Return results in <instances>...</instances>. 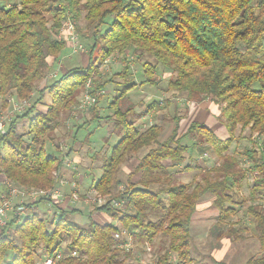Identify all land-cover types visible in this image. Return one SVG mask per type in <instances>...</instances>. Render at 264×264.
I'll list each match as a JSON object with an SVG mask.
<instances>
[{
    "label": "trees",
    "instance_id": "1",
    "mask_svg": "<svg viewBox=\"0 0 264 264\" xmlns=\"http://www.w3.org/2000/svg\"><path fill=\"white\" fill-rule=\"evenodd\" d=\"M69 14L86 22L82 36L90 40L89 60L57 77L51 72L68 46L60 32ZM114 53L123 54L126 62L104 78L100 64ZM131 60L141 63L144 80H130ZM161 68L168 70L174 99H209L222 107L217 118L227 129L225 139L196 120L180 133L190 106L182 113L170 97L154 99L144 112L172 104V116L145 128L136 125L139 114L127 94L138 86L156 85ZM89 80L97 100L90 107L92 118L79 128L103 119L112 123L110 136L120 138L105 156L101 175L90 177L82 195L93 187L113 197L93 206L85 223L73 217L83 214L78 205L69 208L45 198H26L25 211L18 212L19 199L14 200L0 227V264L9 253L8 264H39L42 255L45 264L59 252L51 264H198L190 248L191 225L200 200L208 194L218 210L212 232L238 240L250 228L261 254L247 263L264 264V197L256 199L263 186L250 187L248 198L241 195L248 177L244 159L264 173V0H17L0 5V109L27 102L0 137V172L16 186L49 188L59 179L54 171L61 176L68 169L60 138L72 134L71 145L64 141L72 157L79 138L70 121ZM108 86L114 92L107 100L113 112L101 117L98 106ZM41 104L46 111L39 109ZM25 119L28 125L21 129ZM167 121L171 130L161 139ZM243 139L251 146L233 147ZM205 153L216 157V165L206 167L199 159V154L207 159ZM132 160L126 172L123 165ZM186 172L197 174L185 182L180 175ZM113 198L124 199V207L112 204ZM242 206L250 225L232 221ZM103 215L110 220H98ZM157 238L154 261H128L135 248L145 252ZM129 239L131 246L123 247Z\"/></svg>",
    "mask_w": 264,
    "mask_h": 264
},
{
    "label": "rangeland",
    "instance_id": "2",
    "mask_svg": "<svg viewBox=\"0 0 264 264\" xmlns=\"http://www.w3.org/2000/svg\"><path fill=\"white\" fill-rule=\"evenodd\" d=\"M17 2V0H0V5H11L13 3ZM77 23V32L79 34V39L82 42V44L84 45V49H86L85 51L81 52L78 50H75L73 47H71V44H69L64 51L61 52L60 58L61 60L58 61L56 67L53 69V71L51 72V74H53L54 72H56V76L58 77L62 71L67 70L69 68L72 67H77V66H82L88 63L89 60V55H88V51H89V46H90V40L87 38H84L82 36V32H85V20L83 19V17H80L79 20H76ZM59 58V59H60ZM146 58V57H145ZM133 61V60H131ZM126 60H124L123 54L120 53H114L112 55H110L107 58V61H104L100 64V73L103 75V77H107L108 75L110 76V74H112V72L114 71H119L125 64ZM133 66H132V71L134 70V73L132 72L131 76H130V80H134L136 82H140L142 80H144L146 77L143 73V67L140 65L141 63L137 64L134 61L132 62ZM168 70L166 69H162L158 71V75H159V80L157 81L156 85H152V83H148L144 86H138L136 89H134V91L132 92V94L137 98H147L146 102L143 101V103H148L151 104L152 101L155 99L159 102L165 101L168 97H170L172 99V101H175L174 103L177 102V104H179V108L178 110H180V112L185 113V109L186 107H189V103L186 102V100H184V98L181 97H175V99L171 96L172 93L168 90V74H167ZM56 76H53L52 79L56 78ZM51 77V76H50ZM99 76H97L96 78H98ZM104 77V78H105ZM111 86H108L107 89L105 88V90H103V95L102 98L99 102V114H105V112L109 111L111 113V110H108V102L107 100H109L112 96H113V91L111 89ZM136 93L141 94L140 96H137ZM37 96V95H36ZM133 96V97H134ZM210 104V103H209ZM211 106H215L218 107V110L221 111L220 109H222V107L219 108V106L214 105V103L211 102L210 104ZM141 107H143V105H141ZM39 108H41V106H39ZM174 110H175V105H169L167 108L165 109H155L152 111V121L148 120L149 122L152 123H156V122H162L163 118L165 116L169 117L172 116L174 114ZM93 116V112H92V108H89L88 110L85 111H77V115L73 114L71 118L72 121V132H74L75 129H77V135H78V142L76 141L74 144V148H77L73 151L72 156L75 158V164H76V169L77 170H73V174H78V173H84L86 172V176L91 173L92 177L96 178L98 176H100L101 172L103 171L101 168H103V163H104V159L105 156L110 155L112 147L117 143V139L118 137L115 135V137H112L110 139V132H111V122H108L107 120H103L100 119L99 122L95 121L90 123L89 125H85L82 128H79V126L81 124L84 123V120H89L90 118H92ZM219 116V114H218ZM70 118V119H71ZM75 123V124H74ZM28 125V120H21L20 122V128H24L26 127L25 125ZM109 125L108 127L106 125ZM164 131L162 133V135L160 136L161 139H164L169 131H170V127L172 126L171 121H167L166 123H164ZM67 128L62 129L61 132L66 131ZM90 129L92 130V134L90 135V137L87 135L88 131H90ZM106 131L109 133H106ZM64 133V132H63ZM248 131L246 132V135H248ZM109 137V138H108ZM64 138V139H63ZM110 139V142H109ZM60 140L66 141L69 145H71L72 143V134L69 135V137H63L60 138ZM186 142L191 143L192 141L187 140ZM251 146V141L249 140H241L239 143L234 144L233 147L236 149H242V148H247ZM191 150H198L195 146H190ZM50 148V147H49ZM144 152L141 151L140 154H142ZM95 153H97L96 157L94 156ZM210 154V153H209ZM200 156V157H199ZM199 159L202 160V162H205L206 167H212L214 165H216V157L212 156L210 154V157L206 158H202L201 156H203V154H199ZM206 157V156H204ZM133 161H129L128 165H126L127 163H125L123 166L126 167V169L124 168V170H126V172H130L131 167L133 166ZM242 164L246 167L247 171H246V175L248 176L247 179H245V183L243 180V184H244V188H242V197L248 198L249 194L251 193L250 191V187L254 186L255 184L258 186H263L261 192L258 193V196L256 197V199H259L261 197H264V182L259 181L261 178H264V173H260L258 170H255L253 167V163L247 159H244L242 161ZM69 172H71L72 170L68 167ZM126 174V173H124ZM123 174V175H124ZM194 174L197 173H189L187 174V178H182L181 180L185 181V182H189L192 181L194 178ZM199 175V174H198ZM85 176V175H84ZM83 176V177H84ZM91 177V178H92ZM124 178H126V175L123 176ZM90 178V177H89ZM90 181H88L87 183H83V187H80L79 191L81 192V202H78L79 204V209L83 212H85L86 214L93 209V205H90L89 203L84 202V195H82V193L84 192L85 188H87V186L89 185ZM71 192L69 190H67L66 195L70 196ZM92 194V193H90ZM210 195V194H208ZM205 196L204 201H205V208H209L211 207L210 211H209V215L210 218H208L209 220H204L201 221L200 219H197V216L200 217L201 215H197L195 214V223L192 225L191 231H192V246L191 248V253L192 256L195 258V261L198 264H213V259H212V239H213V232L211 230V224H212V213L214 211V208L212 207V196L208 197ZM66 201H69L70 205L72 207L74 206V201L72 199H66ZM82 203V204H80ZM85 203V204H84ZM77 204V203H76ZM245 206L242 207H238V211L236 213V215H234L232 218V221L239 219L242 222V225L246 226V225H250L251 223V218L249 215L245 214V212L243 211ZM204 208V209H205ZM45 209V208H44ZM46 211V210H45ZM206 213V212H205ZM47 213H42L43 216H47ZM84 214V213H83ZM83 214L80 216L78 215H74L73 217L78 220L79 222L85 223L87 221L86 218V214L83 216ZM202 214V213H200ZM59 215V214H57ZM72 218V217H71ZM98 220L99 218L103 221L105 220H110L109 217H104V216H99L97 217ZM214 218V217H213ZM248 233L253 234L251 229L249 228ZM251 237H254L253 235ZM160 238H157L155 245L152 244H147L146 245V251L145 252H141L138 249L135 248V250L133 251L134 256L133 257H129L128 261L131 263H135V259H140L142 262H152L156 259L155 257V248L159 246V241ZM249 251L251 252L252 249V245L249 246ZM150 248V249H149ZM39 253L41 254V251H39ZM43 256V255H42ZM42 256L39 259V264L42 263ZM8 259H10V253L8 255L5 256L4 260L1 262V264H8Z\"/></svg>",
    "mask_w": 264,
    "mask_h": 264
},
{
    "label": "built area",
    "instance_id": "3",
    "mask_svg": "<svg viewBox=\"0 0 264 264\" xmlns=\"http://www.w3.org/2000/svg\"><path fill=\"white\" fill-rule=\"evenodd\" d=\"M76 25V20L69 14L67 16V19L62 24L60 38H67V41H71L73 43L72 47L75 50H83L84 46L79 39ZM92 85L93 84L91 80L86 83V89L83 91V94L80 98L77 111L79 110L82 112L88 110L96 103L97 97L90 91ZM26 104L27 102H17L14 103L9 110L4 111L0 109V137L7 132L9 122L16 116L17 113H21L24 110ZM77 111L74 113L75 115H77ZM256 136L257 138H259L258 134H256ZM68 148V144L62 141L60 146L61 158L67 167H69L70 169H75L76 165L74 159L71 157V155L68 154ZM204 156L209 157V154L205 153ZM54 175L59 178L54 186L49 188L27 189L24 187L16 186L7 176L0 172V188L2 187L4 189V191H0V227L6 224L7 213L14 208V200L16 199H19V205L17 207L18 212L25 211L23 202L26 198L30 199V201H36L37 199L45 198L48 201L60 204H62V202H66V199L68 200L69 198L72 199L74 203L81 202V192L79 191L80 189L78 187V184L75 181L69 180L65 175L60 176L59 172L56 170L54 171ZM67 190L71 192L70 196L66 195ZM84 197V202L89 203L93 206H101L102 204L107 203V201L113 196L102 195L101 193H99V191L92 187L84 194ZM111 202L116 207L123 208L125 200L120 198H113ZM117 236L120 235L117 234ZM129 236H131V233H129ZM131 244L132 241L129 239L126 243L122 244V246L129 248ZM60 256L61 253L59 252L56 257H47L44 263L51 264L55 261L56 258Z\"/></svg>",
    "mask_w": 264,
    "mask_h": 264
},
{
    "label": "crops",
    "instance_id": "4",
    "mask_svg": "<svg viewBox=\"0 0 264 264\" xmlns=\"http://www.w3.org/2000/svg\"><path fill=\"white\" fill-rule=\"evenodd\" d=\"M65 38H66V35H65ZM67 44L68 45L71 44V47H72L73 43L71 41H67ZM85 50L86 49H83V50L79 49L78 51L83 52ZM59 60H61V58ZM133 91L134 90L129 91L127 96L129 98L130 103H132L135 106L136 112L139 114V116L137 115L138 118L135 120L136 125H138V127H140V128L148 127L152 124V122L148 121V120L152 121V110L149 112H144L149 107V104L143 103V101L146 102L148 97L143 98V99L140 97V98L136 99V97L132 94ZM136 95L140 96L141 94L136 93ZM209 103L211 104V101L209 99L205 100L203 102H200V103H197V102L189 103L190 107H189L188 114L181 121V124H180V133H183L184 131H186L189 124L192 121L196 120V121L204 122L220 138L225 139L228 136L227 129L220 122V120L217 118L218 114L220 113V111L218 110V107L211 106ZM141 105H143V107H141ZM214 105H216V104H214ZM39 106H41V108H39L40 110H42V111L47 110V106L42 105V104ZM108 110H111V113L113 112V110L111 108H109ZM111 113L109 111H107V112H105V114H100V115H101V117H105L106 115H109ZM95 121L98 122L97 119L94 120L93 122H95ZM106 126L108 127L109 125H106ZM170 130H171V127H170ZM106 133H108V132L106 131ZM115 135L118 137V139L116 140V141H118L120 137L117 134H112L110 136V139L112 137H115ZM110 139H109V142H110ZM72 158L75 161V158L73 156H72ZM126 165H128V163ZM133 165H134V162H133ZM123 168L126 169V167H123ZM74 170H77V169L75 168ZM72 172H73V170L71 172H69V169H65L62 171V174L65 175L69 180H72V179L77 180L78 187L80 185H81L80 187H83V183H87L88 181H90V184H91L92 179H90L89 177H91L93 173H91L90 175L88 174L86 176V172L78 173L76 175L73 174ZM187 174H189V172H186V173L180 175V177L181 178H184V177L187 178L186 177ZM205 196H207V195H205ZM205 196L200 200V202L198 204V208H197V211L195 214L201 215V216L200 217L197 216L196 221L198 219H200L201 221H204V220L206 221V220H209L208 218H210L211 214L209 215V211H210L211 207H209V208L204 207L205 206V204H204L205 203V201H204ZM209 196H212V195H208V197ZM212 199H213V196H212ZM63 205H65L66 207H69V208L72 207L70 205L69 201H66L64 203L62 202V206ZM75 205L79 206V204H76V203L74 204V206ZM212 207L214 208V211L212 213L211 227L216 220V218H215L216 215L218 214V210L213 205H212ZM83 211H85V210H83ZM82 213H84L83 216L86 214L85 212H82ZM200 213H202V214H200ZM195 214L193 217L192 225L196 222L195 221ZM75 215H78V213H76ZM103 216L106 217L105 215H103ZM192 225H191V228H192ZM243 234H244V236L242 238H240L238 240H233L229 237H219L216 233L213 232V235H212L213 236L212 253H211V255L213 254L212 255V259L214 261L213 264H248L247 261L251 257L260 256L261 250H260V242H259L258 238L254 234H250V233H246V232H243ZM252 235L254 237H251ZM250 245H252V249H253L251 252L249 251Z\"/></svg>",
    "mask_w": 264,
    "mask_h": 264
}]
</instances>
